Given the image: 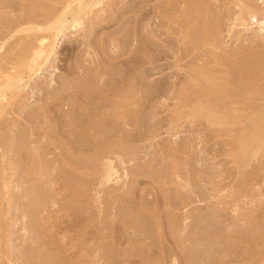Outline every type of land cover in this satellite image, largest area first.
I'll return each instance as SVG.
<instances>
[{
  "label": "rangeland",
  "instance_id": "rangeland-1",
  "mask_svg": "<svg viewBox=\"0 0 264 264\" xmlns=\"http://www.w3.org/2000/svg\"><path fill=\"white\" fill-rule=\"evenodd\" d=\"M3 1L10 18L30 4ZM44 1L61 12L64 0ZM203 1L214 46L181 43L165 0L102 1L64 30L50 64L21 92L23 109L14 103L0 120L7 264H264V150L252 147L256 158L237 165L231 138L239 128L206 121L180 101L210 51L242 55L246 65L264 60V0H254L257 23L240 12L242 0ZM259 77L235 90L255 101L264 94ZM118 92L132 102L115 101ZM30 154L41 169L29 174ZM50 205L47 224L36 226Z\"/></svg>",
  "mask_w": 264,
  "mask_h": 264
},
{
  "label": "bare ground",
  "instance_id": "bare-ground-1",
  "mask_svg": "<svg viewBox=\"0 0 264 264\" xmlns=\"http://www.w3.org/2000/svg\"><path fill=\"white\" fill-rule=\"evenodd\" d=\"M46 1H49L48 3H52L51 0H46ZM100 1L101 0H64L65 5L63 4L61 12H59L57 14V12H54L51 9L52 6H48V4L45 1H44L45 3H43V2L41 3L39 0H28L27 3H30L31 5L30 4L27 6L23 5L22 9L20 7L21 10L20 9L19 10L21 11L20 12L21 15L19 18L18 17L10 18L9 16H7L8 14L7 15L4 14L1 10L2 4L0 2V52H2V50H4L0 54V120L7 114V109L9 107L14 105V103H16L15 105L18 104L17 103L18 98H19L21 92L24 91V89L29 84L28 82L31 81V79H33L35 76L38 77L37 75L42 72V70L45 68V66L47 64H50L51 59L56 55V49L58 47L59 38L63 37L64 36L63 35L64 30L66 28L70 27L74 23V20L76 19L77 14L82 12V11H85L87 9H88L87 10V12H88L94 5H96V4L100 5V3L102 1H104L102 3H106V2L109 3L107 5L104 4V5H106L107 8L109 6H111L110 3H112L111 0H106V1L102 0L101 2ZM242 1L243 2L238 3L239 7L242 4L240 7V9H241L240 12H242V14L244 16H247L249 21H254L255 23H257V20H258L257 16H258L259 10H257V6L254 3V0H242ZM3 2L4 1L2 0V3ZM75 3H78V4L76 5ZM26 9H28V11H26ZM178 9H182V14H179L177 12ZM208 9H210V8L207 6L205 1H203V0H165L164 9H163L162 13L165 16H169V18H171L174 23L178 24L179 28H181V31L179 32V36H180L179 41L181 43H184L183 41H189V43H192L193 45H195L196 43H197V45H199V44L205 45V44L211 43L214 46L216 43V40L212 36L213 23L210 24L211 22H213L211 20V18H213V17L208 18L209 17V10ZM239 15H240L239 18H242L241 13ZM70 17L72 19H70ZM244 18H243V20H248L247 18L246 19H244ZM209 19L211 20L210 22H209ZM217 20H215V21L217 22ZM238 20H241V19H238ZM194 25H195V27H194ZM242 25H244V23ZM260 30H264V24L263 23H262V25H260ZM12 38L14 40H13L12 44L10 43V46L8 45V49H7L6 45H7L8 41H10V39H12ZM5 48L7 49L6 51H5ZM193 48L194 47L192 46V49ZM30 51H32V52H30ZM252 54H254V53H252ZM236 55H238V54H234L231 51H224V50H215L214 52L210 51L208 54H206L205 55V58H206L205 61H203L201 63L202 66H200V63H199L198 65L193 67V69H192L193 70V72H192L193 77H191L189 79L188 83L185 81L187 83V86L185 88L183 85L185 92H183L182 94H184V93H186V94L185 95L180 94V96H182V98L180 97L181 98L180 101H181V103H188L190 105L197 106L198 108L194 109L196 111V115L202 117L206 121L212 120L214 122L216 121L217 124H220V125H226V126L231 125L233 128H235L234 130H238V128H239V135H240L239 139H235L234 137L231 138L233 140L231 142V144H233V148H234L232 150L235 151V154H231V155L234 156V157L232 156L234 163L239 165V163L242 161L245 163V161H247V160H250L252 158H254V159L256 158V154H254V151L251 150L252 147H255V146L259 147L260 151L264 150V124H262L264 119L261 121V125L259 124V122L257 124H255V125H260L259 128H258V126H257V128L251 127L252 124L254 122H256L257 119L260 120L259 117L264 116V111H263V109H264V94L263 93L258 94V99H255V101H254L251 98H250V100L247 99L248 97L244 98L243 93L240 94L235 89H241L242 90V88H240L242 86V84H241L242 80L244 81L243 83L246 82V84H249V83H252L255 80V78H260L261 76L259 77V75H263V73H264V60L262 59L263 58L262 57L261 59H258L260 63L254 62V63H250V65L249 64L246 65V63L243 62V60L245 61V58L242 59V57H240V56H242V55H240V53H239L240 56L235 57ZM238 57H240L241 59H239ZM246 58H248L246 60V62L247 61H251V62L254 61V58H252V56L250 57L252 59H250L249 57H246ZM258 60H256V61H258ZM239 62H242V64L244 63L245 65L241 66L242 64ZM238 64H241V65L239 66ZM255 65H257L258 70H256V68H254ZM244 66H246V67H244ZM236 70H237V73H236ZM216 73L219 75V78L216 77L217 76V75H215ZM260 73H262V74H260ZM238 74L241 77H238L239 76ZM241 78H244L245 80L241 79ZM99 86H101V85H99ZM228 87H231V89H228ZM232 87H233V89H232ZM72 91H73V89H72ZM128 91L126 90V93ZM75 92H76V90H75ZM252 92H257V90H255V91L252 90ZM124 93H125V91H124ZM249 93L250 92H248V94ZM258 93H259V91H258ZM119 94L120 95L114 96L115 101L117 100L118 103L123 104L125 101L132 102L131 99L127 98L130 95H128V94L121 95V93H119ZM257 101H259V103L255 104ZM21 102L19 99V103L24 105ZM73 102H74V100H73ZM20 104H18L16 107H18L19 109L20 108L23 109V106ZM19 105H20V107H19ZM118 108H119V106H118ZM190 109H193V108L190 107ZM258 112H260L261 114ZM256 113H258V114H256ZM9 138L10 137L8 136L7 139H9ZM0 139H2V138L0 137ZM6 150H8V149H6ZM9 152H11V151H9ZM260 153L261 152H259V154ZM262 154H263V152H262ZM2 156L0 155V264H7V263H9V258H8L9 254L7 251L8 249H6V246H5V241H6L7 237L9 236L8 234H9V230H10V228H9L10 224L8 221L11 220V219L9 220V205H10L11 201L9 202L8 201L9 198H7L8 188H9L8 182L9 181L7 179V176L4 175V171L6 169H4V164H3L4 161L2 160L3 159ZM32 157L33 156H31V154H30L31 159H32ZM41 158H42V156H41ZM36 159L35 158L32 159L33 161L28 164L29 174H30V172H33L34 169H37V170L41 169V167L37 161L39 159H37V160ZM263 160H264V158H263ZM263 160H262V162H263ZM68 164L69 163H66L67 167L69 166ZM42 166H43V164H42ZM69 167H73V166H69ZM108 168H110V167H108ZM9 169L10 168H8V171L11 170V169L10 170ZM72 169H74V168H72ZM11 171L13 172V170H11ZM48 176H49V174H48ZM50 194H52V193L50 192ZM36 196H38V195H36ZM45 198H46V195H45ZM48 202H49V200H48ZM49 207H51V205L45 206L46 209L45 208L42 209V207H41L42 211H40V212L37 211L39 213L36 214L37 216L34 220L35 221L34 224L36 226L37 225L41 226L43 221H45V223H46V220H44L45 219L44 214H45V211L48 210ZM48 212H49V210H48ZM249 215H248V217H249ZM243 219H244V217H243ZM47 220H49V219H47ZM247 223L248 222H246V224ZM255 223H256V221H255ZM33 233H35V231ZM257 237H259V236H257ZM40 239H42V238H40ZM43 239H44V237H43ZM44 242H45V240H44ZM47 244H48V242H47ZM255 245H256V243L254 244V246ZM39 246H41V244ZM249 251H251V250H249ZM232 252H233V250H232ZM184 253H185V251H184ZM247 253H250V252H247ZM253 257L255 258L256 255L254 254ZM253 257H252V259H253ZM249 260L251 261V258ZM250 261H248V262H250ZM57 263H59V262L57 261ZM224 263H226V262H224ZM250 263L252 264V262H250Z\"/></svg>",
  "mask_w": 264,
  "mask_h": 264
}]
</instances>
